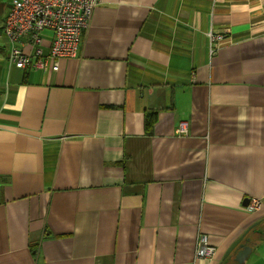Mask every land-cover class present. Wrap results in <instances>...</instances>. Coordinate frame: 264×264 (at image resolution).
<instances>
[{
  "label": "crops",
  "instance_id": "obj_1",
  "mask_svg": "<svg viewBox=\"0 0 264 264\" xmlns=\"http://www.w3.org/2000/svg\"><path fill=\"white\" fill-rule=\"evenodd\" d=\"M10 6L0 264H264V0H98L56 71L9 63Z\"/></svg>",
  "mask_w": 264,
  "mask_h": 264
},
{
  "label": "built area",
  "instance_id": "obj_2",
  "mask_svg": "<svg viewBox=\"0 0 264 264\" xmlns=\"http://www.w3.org/2000/svg\"><path fill=\"white\" fill-rule=\"evenodd\" d=\"M98 0H11L9 13L4 22L3 34L9 44L8 61L18 69L33 66L39 70L50 67L57 70L58 61L72 58L80 33L88 30ZM48 31L47 52L42 47L41 33ZM19 45H28L32 52L25 54ZM187 125L180 122L176 133H186ZM261 202L250 199L246 209L255 211ZM215 248L208 244L205 236L195 243L196 260H210Z\"/></svg>",
  "mask_w": 264,
  "mask_h": 264
},
{
  "label": "water",
  "instance_id": "obj_3",
  "mask_svg": "<svg viewBox=\"0 0 264 264\" xmlns=\"http://www.w3.org/2000/svg\"><path fill=\"white\" fill-rule=\"evenodd\" d=\"M245 201L248 202V200ZM246 234L247 232H245L239 239H237L231 245V247L228 249L227 253L225 254L224 258L228 257L232 253L234 255L233 260L236 264H242L244 262V260L250 254L252 249L251 245L241 243L244 240ZM245 242H249V241L245 239Z\"/></svg>",
  "mask_w": 264,
  "mask_h": 264
},
{
  "label": "trees",
  "instance_id": "obj_4",
  "mask_svg": "<svg viewBox=\"0 0 264 264\" xmlns=\"http://www.w3.org/2000/svg\"><path fill=\"white\" fill-rule=\"evenodd\" d=\"M151 129H152V118L146 120L145 132H151Z\"/></svg>",
  "mask_w": 264,
  "mask_h": 264
}]
</instances>
